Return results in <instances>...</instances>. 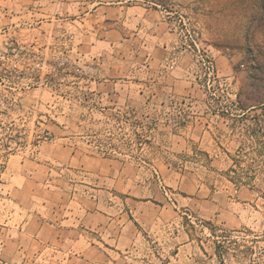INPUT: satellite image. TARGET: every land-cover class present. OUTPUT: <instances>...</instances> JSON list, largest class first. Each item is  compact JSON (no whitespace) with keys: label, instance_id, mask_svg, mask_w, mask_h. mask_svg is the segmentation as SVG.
Instances as JSON below:
<instances>
[{"label":"rangeland","instance_id":"obj_1","mask_svg":"<svg viewBox=\"0 0 264 264\" xmlns=\"http://www.w3.org/2000/svg\"><path fill=\"white\" fill-rule=\"evenodd\" d=\"M0 264H264V0H0Z\"/></svg>","mask_w":264,"mask_h":264},{"label":"crops","instance_id":"obj_2","mask_svg":"<svg viewBox=\"0 0 264 264\" xmlns=\"http://www.w3.org/2000/svg\"><path fill=\"white\" fill-rule=\"evenodd\" d=\"M17 192L18 191L15 189L14 193H16V196ZM48 203L49 202H45V205H47ZM75 216L76 214L73 211L65 212L61 217H58V220H55V224H43L42 226L49 230L50 239L56 240V242L61 246L63 245L65 254L67 252L76 259L81 260L82 262H87L86 260L88 259V251L90 249L92 250V248H84L87 240L83 235L84 230L80 232V230L78 229L79 220H77ZM96 216L97 214L95 212L88 213V215L86 216V218L88 219L87 222H82V224H80V227L92 230L97 228L99 230L101 229V231L104 230L105 232L108 231L107 229L112 230L113 223L116 221V218H113L109 215L99 214V216H104V218H102L104 222L101 225H98L97 221L94 220ZM87 239L90 238L87 237ZM88 244L91 246V242H88ZM61 253L64 254L63 252ZM75 253H77V255ZM80 254L82 256H80Z\"/></svg>","mask_w":264,"mask_h":264}]
</instances>
